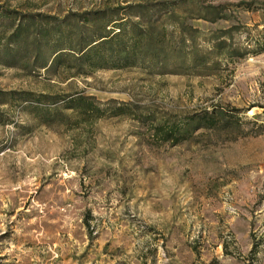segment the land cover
<instances>
[{
    "label": "rangeland",
    "instance_id": "rangeland-1",
    "mask_svg": "<svg viewBox=\"0 0 264 264\" xmlns=\"http://www.w3.org/2000/svg\"><path fill=\"white\" fill-rule=\"evenodd\" d=\"M263 4L0 0V264H264ZM123 18L151 67L67 49Z\"/></svg>",
    "mask_w": 264,
    "mask_h": 264
},
{
    "label": "trees",
    "instance_id": "trees-1",
    "mask_svg": "<svg viewBox=\"0 0 264 264\" xmlns=\"http://www.w3.org/2000/svg\"><path fill=\"white\" fill-rule=\"evenodd\" d=\"M261 10L264 12V4ZM124 19H117L116 26H114L115 29L111 30V32L107 30L102 36H95L87 42H82L80 39L76 46L67 44V49H75L79 54L78 59L83 60L89 68H102L107 66L108 63L116 69L140 67L144 65V62L148 63L147 65L151 67L157 58L159 51L158 43L160 42L154 36L153 26L149 25L141 28L138 23ZM39 34H41V30ZM62 51V49L56 50L52 54L50 66L47 67L45 65L41 68L48 69L55 67L62 57L65 56V53ZM90 100L81 96L67 97L65 99L67 104L66 109H83L85 112H98L97 108L92 107L93 105ZM126 107L127 105L124 103L119 104L113 112L114 115L125 114ZM222 116L223 113L216 111L205 113V116L198 120L199 124L196 129H212L216 127ZM157 129L158 131H162L165 141H172L174 145L180 140L185 139L176 138L179 131L175 126L169 127L166 131L162 129V126H158ZM183 133L188 134L187 130H184Z\"/></svg>",
    "mask_w": 264,
    "mask_h": 264
}]
</instances>
